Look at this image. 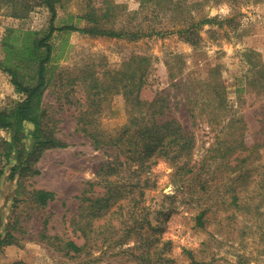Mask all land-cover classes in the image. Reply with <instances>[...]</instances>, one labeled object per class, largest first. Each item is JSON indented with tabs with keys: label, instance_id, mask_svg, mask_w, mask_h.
Listing matches in <instances>:
<instances>
[{
	"label": "rangeland",
	"instance_id": "1",
	"mask_svg": "<svg viewBox=\"0 0 264 264\" xmlns=\"http://www.w3.org/2000/svg\"><path fill=\"white\" fill-rule=\"evenodd\" d=\"M23 1H27L32 8L21 17L12 15L21 8V0H17L15 6L7 0L0 2V40L7 28L42 32L49 28L50 13L47 9L39 5L38 0ZM100 1L96 0L98 3ZM112 1L122 6L120 14L125 16L139 10H151L145 8L143 0ZM177 1L190 6L202 3L200 9L190 8L194 20L206 15L217 18L221 24L201 26L195 43L194 40L190 42L183 39L177 33L128 40L72 32L59 40H53L55 44L66 42L60 51L59 67L74 73L89 68L111 74L124 70V63L133 56L148 57L150 67L146 84L140 90V98L143 103L157 100L158 104L166 106L168 119H174L185 131L192 132L193 159L199 161L207 155L208 148L216 142V138H222L221 128L210 125L204 117L191 118L186 102L188 99L198 100L194 113L199 112L200 103L209 100L208 92L220 78L227 106L223 121L233 116L242 117L246 124V142L262 145L264 0H167L172 3ZM85 5V0H67L63 8L57 9L55 26L66 21L68 14L77 16L83 13ZM196 10L199 12L196 13ZM140 17L141 14H136V19L131 22L136 23ZM160 18L159 25L156 24L159 29L176 30L179 27H173L169 13L160 15ZM120 25L121 21L116 22V26ZM67 72H64V76ZM67 90L51 86L44 93L42 101L59 119L58 136L68 143V147L45 151L35 164L39 173L19 179L25 190L35 188L51 191L55 199L40 208L34 206L28 194L23 193L18 196L20 201L12 206L15 182L8 180L10 166H5L0 157V167L4 168L0 179L1 230H4V225L17 221L13 243L0 244V264H121L122 261L125 264H137L132 259L127 262L131 257H112L117 249L104 253L106 250L99 251L91 245L86 250H91L92 254L84 258L74 256L72 252L68 255L57 251L40 240V233L46 223L48 236L84 243L80 232L70 226V220L77 212V198L86 183L98 180V170L108 159L105 149L94 148L88 136L76 131L78 106L76 102L64 100L63 94ZM19 97L9 76L0 71V110L12 105ZM132 102H126L121 92L107 96L91 128L108 136L119 134L139 115L137 109L132 108ZM24 128L30 130L32 125L26 124ZM6 137L7 132L0 130V140ZM25 140L30 147V137ZM2 148L0 144V153ZM258 154L257 164L263 180L261 189L256 196V193L253 194L255 198L246 209L236 212L228 220L226 217L230 212L227 203L222 204L223 197L229 199L224 195V185L229 179L224 167L213 182L211 188L215 197L210 199L207 194L200 192L193 196L189 191L192 183L188 185L185 182L180 188L175 185L176 171L170 161L162 159L152 164L147 162L148 168L141 169L139 173L140 182L144 185L136 190L137 193H143L136 216L139 222L145 220L142 229L154 236L151 246L160 255L159 258L154 256L151 264H264V146L259 148ZM208 161L210 169L214 170L215 162ZM136 167L138 165L131 168L135 170ZM124 175L128 173L120 174L123 178L121 182H124ZM136 180L133 176L130 179L132 183ZM253 180L251 190L257 183V179L253 177ZM95 189L102 190L98 187ZM202 209H207L205 228L196 226L195 218ZM115 224L118 226V221Z\"/></svg>",
	"mask_w": 264,
	"mask_h": 264
},
{
	"label": "trees",
	"instance_id": "2",
	"mask_svg": "<svg viewBox=\"0 0 264 264\" xmlns=\"http://www.w3.org/2000/svg\"><path fill=\"white\" fill-rule=\"evenodd\" d=\"M7 1L13 2L14 6L17 2ZM38 1L39 5L50 13L49 28L43 32L7 28L0 40V71L9 76L10 83L20 96L12 105L0 110V130L8 134V137L0 140L3 146L0 157L5 166H10L8 180L15 182L11 205L15 206V203L20 201L18 196L23 193L30 196L35 207L40 208L55 199L51 191L35 188L25 190L24 184L19 180L23 176L31 177L39 173L35 164L45 151L68 147V143L58 136L59 119L55 118L53 110H49L42 101L44 93L51 86L68 89L63 94L64 100L68 103L76 102L78 106L76 131L84 133L90 138L94 148L105 149L108 155V159L98 170V180L87 182L78 196L77 212L70 220V226L74 231L80 232L84 243L78 244L72 239L48 236L46 223L40 233L42 242L57 251L68 255L72 252L74 256L84 258L92 254L91 250H86L87 247L90 249L91 245L96 250H106L104 253L117 249V253L112 254V257L118 255L124 259V256H127L131 257L127 262L132 259L137 264H151L154 256L159 258L160 255L156 254L151 246L154 236L142 229L145 220L139 222L137 219L136 210L143 193H137L136 190L144 185L139 179L141 169L145 170L149 164L162 159L170 161L175 167V185L180 188L185 182L188 185L192 183L189 191L193 196L200 192L207 194L210 199L215 197L211 188L213 182L224 167L227 170L225 175L229 177L224 185V195L229 199L225 200L223 197L222 202L227 203L230 212L227 220L249 206L263 182L257 161L258 150L264 146V142L262 145L246 142V124L242 117L233 116L226 122L223 121L227 106L219 76L210 92L207 91L210 93L209 100L200 103L199 112L194 113L198 100L195 102L188 99L186 102L191 118L204 117L210 125L220 127L222 134V138H216V142L208 148L204 158L200 161L194 160L192 132L185 131L174 119H168L165 114L166 106L158 104L157 100L143 103L140 98V90L146 84L150 67L148 57L133 56L124 63V70L111 74L89 68H85L81 73L67 72L58 65L60 51L66 42L55 44L53 41L54 38L59 40L72 32L91 37L128 40L177 33L183 39L190 42L194 40L195 43L199 38L197 32L201 26L220 25L221 21L206 15H201L199 20L195 21L190 14V8L200 9L202 3L190 6L183 5L182 1L172 3L167 0H143L145 8L151 10H139L125 16L120 14L122 6L112 0H101L99 3L96 0H85L86 10L83 13L77 16L68 14L66 21L55 26L57 9L63 8L67 0ZM31 8L27 1L21 0V8L12 15L21 17L31 11ZM159 12H162V16L169 13L173 27H179L176 30L159 29L156 26L161 21ZM197 12L199 11L196 10ZM136 14H141V17L133 23L131 21L136 19ZM81 21L84 22L83 25L80 24ZM120 21L122 25L116 26V22ZM64 72H67L66 76ZM120 92L126 102L131 103L133 100L132 108L137 109L139 115L114 136L91 128V123L101 110L102 102L107 96ZM59 97L63 99L62 96ZM141 106L144 107L140 108ZM26 124L32 125V128L25 130ZM27 137L31 139L30 147L25 140ZM208 160L215 162L214 170L210 169ZM134 165H138L135 170L131 168ZM3 169L0 167V179L4 174ZM124 172L128 175H124V182H121L123 178L120 174ZM132 176L137 178L135 184L130 181ZM253 177L257 179V183L251 190ZM96 187L102 190L97 191ZM220 199L222 200V197ZM206 211L207 209H202L197 213L196 226L206 227ZM2 221L0 215V244L13 243L17 221L4 225L3 231ZM115 221H118V226ZM121 264H125V261Z\"/></svg>",
	"mask_w": 264,
	"mask_h": 264
}]
</instances>
